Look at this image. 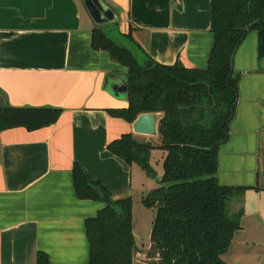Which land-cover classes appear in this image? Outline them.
<instances>
[{
    "label": "crops",
    "instance_id": "obj_1",
    "mask_svg": "<svg viewBox=\"0 0 264 264\" xmlns=\"http://www.w3.org/2000/svg\"><path fill=\"white\" fill-rule=\"evenodd\" d=\"M106 1L120 15L118 31H132L155 63L207 67L211 0ZM95 26L83 0H0V95L11 107L63 110L50 127L0 133V264H38L40 254L49 264H90L86 221L106 206L77 197L75 163L114 201L132 198L135 207L155 188L138 165L108 149L126 134L155 138L109 114L129 106L110 90L127 71L92 48ZM257 43L251 32L235 53L238 109L219 152V183L247 189L227 203L230 215L243 212L227 264H264V58L258 60Z\"/></svg>",
    "mask_w": 264,
    "mask_h": 264
},
{
    "label": "trees",
    "instance_id": "obj_2",
    "mask_svg": "<svg viewBox=\"0 0 264 264\" xmlns=\"http://www.w3.org/2000/svg\"><path fill=\"white\" fill-rule=\"evenodd\" d=\"M118 23L95 26L91 46L109 53L126 69L129 106L109 110L130 124L142 114L163 113L160 144L140 143L133 134L112 142L109 151L130 165H138L157 187L142 198L154 210L151 245L143 264H227L243 212L230 215L227 203L247 189L223 186L218 180L219 152L230 138L236 117L242 73L233 57L251 32L258 37L257 56L264 58V0H211V33L214 45L206 68H187L180 61L167 66L155 63L133 39L122 34ZM151 62L153 66L147 67ZM62 109L11 107L0 95V133L15 128L36 131L56 124ZM163 154V174L158 177L150 155ZM73 179L77 197L102 201L109 194L75 163ZM110 195V194H109ZM134 201H114L86 221L90 264H137L134 255ZM38 264H49L40 254Z\"/></svg>",
    "mask_w": 264,
    "mask_h": 264
},
{
    "label": "water",
    "instance_id": "obj_3",
    "mask_svg": "<svg viewBox=\"0 0 264 264\" xmlns=\"http://www.w3.org/2000/svg\"><path fill=\"white\" fill-rule=\"evenodd\" d=\"M83 2L97 26H106L120 22V15L106 0H83ZM146 66L151 67L153 63L148 62ZM110 90L117 97L122 96L128 98L129 82L125 74L117 76V79L110 83ZM163 117V113H146L140 115L133 123L134 133L150 138L159 137V123ZM149 143L154 142L151 140ZM101 199L106 207H110L114 203V200L109 194H102Z\"/></svg>",
    "mask_w": 264,
    "mask_h": 264
},
{
    "label": "rangeland",
    "instance_id": "obj_4",
    "mask_svg": "<svg viewBox=\"0 0 264 264\" xmlns=\"http://www.w3.org/2000/svg\"><path fill=\"white\" fill-rule=\"evenodd\" d=\"M119 28L116 26L114 30H118ZM148 141V138L141 137L138 142L145 143ZM155 146L160 144V137L153 139ZM162 162V152L153 151L150 155V164L154 168V170L158 169L157 165ZM162 169L163 165L161 164ZM150 181L154 182L153 186L157 187V179L150 178ZM147 194V193H146ZM139 198V199H138ZM135 201L134 207V217H135V237L136 242L138 244L137 251L134 255V260L137 264H143L147 261V254L149 252V248L151 245L150 237H151V230L153 227L154 221V210L147 209L141 201V196H139ZM148 264V263H147Z\"/></svg>",
    "mask_w": 264,
    "mask_h": 264
}]
</instances>
